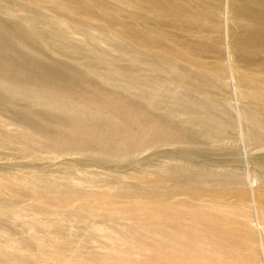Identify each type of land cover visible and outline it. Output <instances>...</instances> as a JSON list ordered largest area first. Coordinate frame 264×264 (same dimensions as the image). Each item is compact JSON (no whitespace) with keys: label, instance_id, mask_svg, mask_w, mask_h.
Returning a JSON list of instances; mask_svg holds the SVG:
<instances>
[{"label":"rangeland","instance_id":"obj_1","mask_svg":"<svg viewBox=\"0 0 264 264\" xmlns=\"http://www.w3.org/2000/svg\"><path fill=\"white\" fill-rule=\"evenodd\" d=\"M222 3L218 50L158 23L187 65L126 0H0V264H264V80Z\"/></svg>","mask_w":264,"mask_h":264},{"label":"bare ground","instance_id":"obj_2","mask_svg":"<svg viewBox=\"0 0 264 264\" xmlns=\"http://www.w3.org/2000/svg\"><path fill=\"white\" fill-rule=\"evenodd\" d=\"M126 1L132 3L134 6H137L138 8L139 7L148 8L149 11L152 12L151 14H153L154 16L153 18H155L154 20L156 21L158 26V28H156V31L153 30L156 33V36L153 37L148 32L141 33L128 29L126 24L122 21L121 22L122 29L121 32L119 33H121L130 43H132L134 47L137 48L138 45H146V44L156 45L161 49L160 50L161 52L157 54V57L160 60H163L165 62H174L178 58H181L182 62H185L187 65L192 63L193 61L191 62L190 60L191 59L190 55H188L190 53L186 50L187 48L184 50L183 48H174L164 44L163 33H165V31H163L158 24L162 21V22H167L173 28L179 26L182 27L184 31L192 32V33L196 32L198 29L212 30L214 28L216 33H218V36L216 39L217 41L215 40V42L213 41L214 43L212 42L213 43L212 46L216 50L219 49L218 47L221 43V35L218 31V26L220 23H226V21L224 22V19H226L227 15H229V12L227 10L223 11L222 0H185L184 3H181L179 0H167V1L165 0L166 2L162 0H126ZM86 4L88 3L86 2L83 4L80 3L76 7L78 8L79 6V8L81 10H84L85 12L92 11V7H90L91 5L88 6ZM99 6L101 5L99 4ZM196 7L198 8V11L196 10ZM230 9L232 14L229 20L233 25L232 30L235 34L233 35V40H232L233 51L236 52V55L238 56L240 62H243V67H244V72L240 73L239 76L241 77L242 83L247 86L260 84L262 83V80H264V78L260 79L258 75H254L253 73L254 71H258V72L261 71L262 74H264V0H230ZM208 10H210L209 13ZM221 19H223V21H221ZM73 21H78V19L73 18ZM188 45L189 44H187V46ZM193 49L194 51L202 52L204 51L205 47L203 45L198 44ZM194 65L198 66L197 69L201 72L202 76L206 78L205 73H207L210 65L202 61H198L194 63ZM215 67L216 68L214 71L219 72L220 70H223L220 63H217V66ZM236 72L237 71L235 70V68H233L232 78H234V74H236ZM177 78H178L177 79L178 82L180 83L184 82L181 76H177ZM234 89L236 88L234 87ZM252 108L253 109L258 108L264 114V106L252 105ZM246 149L247 148H245V150Z\"/></svg>","mask_w":264,"mask_h":264}]
</instances>
